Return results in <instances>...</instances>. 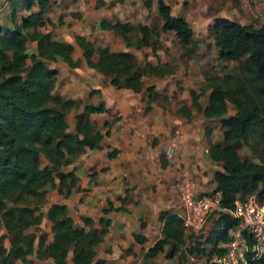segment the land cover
Segmentation results:
<instances>
[{
    "label": "trees",
    "instance_id": "1",
    "mask_svg": "<svg viewBox=\"0 0 264 264\" xmlns=\"http://www.w3.org/2000/svg\"><path fill=\"white\" fill-rule=\"evenodd\" d=\"M8 1L12 25L0 26V222L9 234V247L0 245V264L18 261L34 264L30 257L33 254L39 260L50 258L55 264H66L68 256H71L72 264H92L95 247L111 224L104 215L120 208L110 204L99 218L100 228L86 232L84 228L74 226L65 204H53L45 213L51 223L52 241L46 233L37 236L26 232L25 226L41 223L44 212L40 206L46 203L45 186L54 188L58 179L59 192L68 195L76 185L73 172L59 169L72 162L79 148L101 147L103 133L91 125L85 113H101L107 109L103 104L87 105L84 113L77 117L75 133L66 131V116L75 101L54 93L58 70L47 62L60 61L69 67L78 66L79 61L73 57L74 46L40 30L46 23H51L49 18L43 17L52 5L51 0ZM152 2L144 0V5L150 8ZM37 5L39 11L34 12L32 9ZM22 10L29 13L19 15ZM158 11L163 20L162 29L173 31L187 51L193 36L189 23L183 17L173 15L170 5L163 0H158ZM99 25L101 29L119 35L126 47L154 46L152 38L156 29L152 26L104 20ZM134 32L138 34L136 39H133ZM214 40L220 57L238 62V69L221 78H209L210 94L206 105L201 104L195 90H190V107L182 106L179 111L190 117L191 109H195L206 118L220 119L223 142L210 143L208 156L221 166L215 171L214 180L215 190L222 193V206L232 209L236 197L258 192L264 199V23L255 28L232 20L218 21L214 27ZM28 42L34 45L31 51ZM76 42L83 50L87 65L109 76L111 85L117 88L141 92L144 75L162 77L166 70L165 63L145 62L140 68L131 52L108 48H98V58L93 60L97 50L95 44L81 35L76 36ZM145 90L150 101L161 96L154 88ZM229 104L235 110L231 115H228ZM109 125L106 122L104 127ZM207 135H210L209 131ZM243 144L252 149L258 161L241 157L238 150ZM117 153L118 150L109 152L108 157ZM42 154L50 164L41 166ZM160 218L162 238L148 248L145 258H154L167 247L174 254L182 246L189 254L211 256L221 253L218 244L229 242L232 239L229 232L237 225V220L228 212L220 213L216 227L210 230L206 239L213 247L207 250L203 246L205 241L198 240L194 234L185 236L183 220L177 213L165 211ZM84 222L88 225L91 220L84 218ZM135 239L144 241L139 234H135ZM260 262L264 264V257ZM96 264H106V261L99 260Z\"/></svg>",
    "mask_w": 264,
    "mask_h": 264
},
{
    "label": "crops",
    "instance_id": "2",
    "mask_svg": "<svg viewBox=\"0 0 264 264\" xmlns=\"http://www.w3.org/2000/svg\"><path fill=\"white\" fill-rule=\"evenodd\" d=\"M51 1V7L43 13V17L49 18L51 23H46L40 30L50 32L53 39L73 44V57L79 61L74 68L65 62H47L50 67L58 70L54 93L75 101L66 116V131L75 133L77 117L84 113L87 105L97 107L103 104L107 111L85 113L91 125L103 133L101 147L79 148L72 162L61 167L63 172H73L76 185L68 195L59 192L58 179L55 180L54 188L45 186L46 211L53 204H65L68 215L74 220V226L92 232L100 228L99 218L103 216V209L109 208L110 204L120 208L104 215L111 220V224L95 247L92 264L99 260H105L106 264H141L140 260H143V264H171L177 261L191 264L211 257L215 253L211 256L189 254L185 246L174 254L167 247L154 258H145L144 254L162 238L161 213L170 211L181 217L179 188L184 179H194L195 192L198 194L215 189L214 173L221 166L209 159L208 148L210 143L223 142L220 119L206 118L200 113L195 117L193 109L188 117L179 111L183 105L165 109L157 101H150L148 95L146 97L140 92L111 85L109 76L87 65L76 36H84L94 43V34L103 32L117 35L112 30L101 29L99 24L103 20L130 23V19H127L133 11L130 0ZM32 10L38 12L39 6H34ZM9 14V1L0 0V16L3 19L0 26L12 25ZM117 37L118 42L123 41L119 35ZM95 47L97 50L93 60L98 58V48L133 51L132 47H126L125 44L121 50L110 49L106 44L99 46L96 43ZM148 62L157 64L152 60ZM93 90L96 91L91 94ZM106 122L110 125L104 127ZM176 125L180 127L181 135L173 157L167 159L165 150L172 127ZM218 128L222 130L220 138L216 134ZM106 131H109L108 135ZM114 150H118V153L108 157V153ZM84 218H89L91 223L86 225ZM212 226L200 238L205 241L203 246L207 250L213 247L211 242L206 241L216 224ZM184 232L188 236V232L195 231L184 228ZM135 234L143 236L144 241L138 242ZM36 260L38 263L55 264L50 258L39 260L34 257V264ZM66 264H72L71 256L67 257Z\"/></svg>",
    "mask_w": 264,
    "mask_h": 264
},
{
    "label": "rangeland",
    "instance_id": "3",
    "mask_svg": "<svg viewBox=\"0 0 264 264\" xmlns=\"http://www.w3.org/2000/svg\"><path fill=\"white\" fill-rule=\"evenodd\" d=\"M152 1V6L147 8L144 5V0H130L133 8L132 14L127 18L130 19V23L133 25L146 24L156 29L152 38L154 46L141 49L132 47L133 51L131 53L136 56L140 68L143 67L145 62L152 60L155 63H165L166 70L162 77L144 75L142 78L144 90L140 93L147 97L148 94L145 88H154L161 94L156 100L157 103L165 109H173L181 105L190 106V90H195L200 95L199 101L201 104L206 105L210 94V89L208 88L209 78H221L225 74L235 73L239 66L238 62L227 61L220 57L214 40L216 23L221 20H232L240 24H250L255 28H259L264 23V0H163L170 5L172 14L183 17L193 30L192 43L187 51L181 46L173 31L162 29L163 20L158 11V0ZM22 14H26V11H23ZM1 20H3L2 16H0ZM132 34L133 39H136L138 34L135 32ZM117 36L107 35L102 32L101 34H94L93 39L94 43L99 46L106 44L110 49L121 50L124 48V42H118ZM27 45L29 51H31L34 46L33 43L28 42ZM52 108L55 107L52 106ZM193 111L194 116L198 117L199 114L195 109ZM234 112L233 105L229 104L228 115ZM178 129L181 133L178 125L172 127L171 138ZM221 132L220 128L216 131L219 138ZM238 152L243 159L258 161L247 144H243ZM162 159L165 160L163 156ZM47 164H50L49 160L45 154H42L41 166ZM189 179L194 182V179ZM40 207L46 213L45 204ZM219 216V213L211 214L203 228L197 232H188V235L194 234L195 238L200 240L213 227L212 225ZM50 227V221L44 216L40 224L25 226V231L35 233L37 236L46 233L48 240H51ZM0 245L6 248L9 247V234L2 222H0ZM30 257L34 259L35 255L33 254ZM209 259L210 257L201 261H193L191 264H211ZM140 261L143 264V260ZM17 264L22 263L18 261ZM36 264L48 263H38L36 260ZM171 264L183 263L177 261Z\"/></svg>",
    "mask_w": 264,
    "mask_h": 264
},
{
    "label": "built area",
    "instance_id": "4",
    "mask_svg": "<svg viewBox=\"0 0 264 264\" xmlns=\"http://www.w3.org/2000/svg\"><path fill=\"white\" fill-rule=\"evenodd\" d=\"M181 133L178 130L167 145L165 157L171 159L177 148ZM182 215L184 228L198 231L204 227L208 217L213 213L228 212L237 220V225L230 231L232 239L222 243L221 253L213 254L211 264H261L264 257V199L258 192L236 197L234 207L222 206V193L212 190L208 193L195 192V182L186 178L180 184Z\"/></svg>",
    "mask_w": 264,
    "mask_h": 264
}]
</instances>
